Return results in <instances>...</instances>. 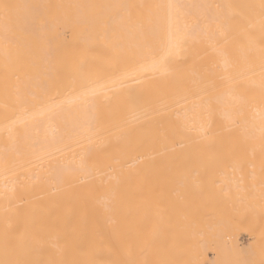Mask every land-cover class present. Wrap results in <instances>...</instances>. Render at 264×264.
<instances>
[{"label":"bare ground","instance_id":"6f19581e","mask_svg":"<svg viewBox=\"0 0 264 264\" xmlns=\"http://www.w3.org/2000/svg\"><path fill=\"white\" fill-rule=\"evenodd\" d=\"M262 262L264 0H0V264Z\"/></svg>","mask_w":264,"mask_h":264},{"label":"snow or ice","instance_id":"6c2138e0","mask_svg":"<svg viewBox=\"0 0 264 264\" xmlns=\"http://www.w3.org/2000/svg\"><path fill=\"white\" fill-rule=\"evenodd\" d=\"M3 7L7 10L13 6L5 4ZM6 15H7V13H6ZM221 55H225V53H221ZM262 264H264V262H262Z\"/></svg>","mask_w":264,"mask_h":264}]
</instances>
